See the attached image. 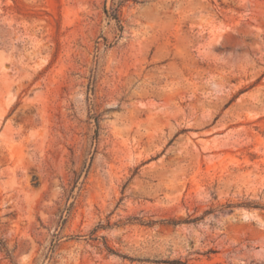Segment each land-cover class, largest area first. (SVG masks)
Instances as JSON below:
<instances>
[{
    "label": "rangeland",
    "instance_id": "374dc122",
    "mask_svg": "<svg viewBox=\"0 0 264 264\" xmlns=\"http://www.w3.org/2000/svg\"><path fill=\"white\" fill-rule=\"evenodd\" d=\"M177 261L264 264V0H0V264Z\"/></svg>",
    "mask_w": 264,
    "mask_h": 264
},
{
    "label": "trees",
    "instance_id": "16d2710c",
    "mask_svg": "<svg viewBox=\"0 0 264 264\" xmlns=\"http://www.w3.org/2000/svg\"><path fill=\"white\" fill-rule=\"evenodd\" d=\"M110 15H113V14H110ZM176 263L183 264L182 262H179V261H177Z\"/></svg>",
    "mask_w": 264,
    "mask_h": 264
}]
</instances>
